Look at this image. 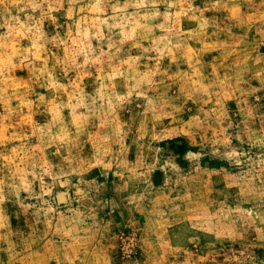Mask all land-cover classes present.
<instances>
[{"label":"rangeland","instance_id":"obj_1","mask_svg":"<svg viewBox=\"0 0 264 264\" xmlns=\"http://www.w3.org/2000/svg\"><path fill=\"white\" fill-rule=\"evenodd\" d=\"M0 264H264V0H0Z\"/></svg>","mask_w":264,"mask_h":264}]
</instances>
